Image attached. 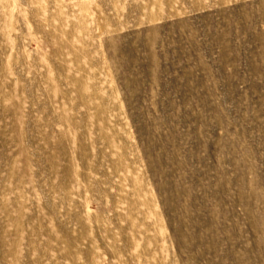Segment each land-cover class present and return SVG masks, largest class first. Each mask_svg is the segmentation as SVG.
<instances>
[{
	"label": "rangeland",
	"instance_id": "rangeland-1",
	"mask_svg": "<svg viewBox=\"0 0 264 264\" xmlns=\"http://www.w3.org/2000/svg\"><path fill=\"white\" fill-rule=\"evenodd\" d=\"M0 264H264V0H0Z\"/></svg>",
	"mask_w": 264,
	"mask_h": 264
},
{
	"label": "bare ground",
	"instance_id": "bare-ground-1",
	"mask_svg": "<svg viewBox=\"0 0 264 264\" xmlns=\"http://www.w3.org/2000/svg\"><path fill=\"white\" fill-rule=\"evenodd\" d=\"M145 189V188H144Z\"/></svg>",
	"mask_w": 264,
	"mask_h": 264
}]
</instances>
